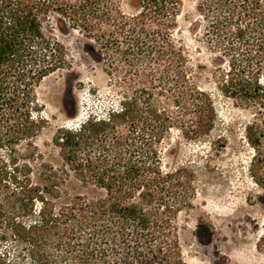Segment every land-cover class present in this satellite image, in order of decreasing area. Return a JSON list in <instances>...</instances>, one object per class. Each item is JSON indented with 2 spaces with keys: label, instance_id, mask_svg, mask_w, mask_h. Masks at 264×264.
I'll return each mask as SVG.
<instances>
[{
  "label": "trees",
  "instance_id": "trees-1",
  "mask_svg": "<svg viewBox=\"0 0 264 264\" xmlns=\"http://www.w3.org/2000/svg\"><path fill=\"white\" fill-rule=\"evenodd\" d=\"M131 2L124 10L116 0H0V264H185L175 216L190 205L194 178L162 169L161 144L172 129L209 133L216 110L172 37L181 0ZM195 8L215 88L250 111L248 172L264 191V0ZM52 15L92 40L119 94L102 114L56 129L64 165L103 191L57 208L23 161L47 124L35 88L64 65L61 44L43 30ZM257 247L264 251V229Z\"/></svg>",
  "mask_w": 264,
  "mask_h": 264
},
{
  "label": "rangeland",
  "instance_id": "rangeland-1",
  "mask_svg": "<svg viewBox=\"0 0 264 264\" xmlns=\"http://www.w3.org/2000/svg\"><path fill=\"white\" fill-rule=\"evenodd\" d=\"M116 1L129 10L132 0ZM196 2L181 0L172 37L186 50L198 85L210 93L216 120L210 132L198 138L170 130L160 151L164 171L184 167L194 178L190 205L175 216L181 256L185 264H264V251L257 247L264 229V191L248 172L253 150L244 137L251 114L214 86L212 54L202 43ZM57 19L56 15L45 17L43 30L61 44L64 65L35 88L40 115L47 124L34 139L33 156L23 159L31 167L33 184L54 194L43 192L55 208L75 196L95 199L103 195L64 165L52 142L56 129L74 127L88 114L100 115L119 98L92 40ZM17 149L22 154L27 150L24 142Z\"/></svg>",
  "mask_w": 264,
  "mask_h": 264
}]
</instances>
